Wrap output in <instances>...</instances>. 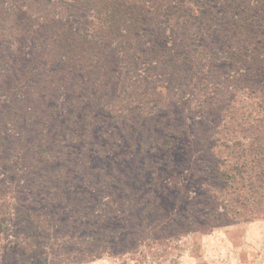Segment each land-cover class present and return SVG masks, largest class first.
Segmentation results:
<instances>
[{
  "label": "trees",
  "instance_id": "1",
  "mask_svg": "<svg viewBox=\"0 0 264 264\" xmlns=\"http://www.w3.org/2000/svg\"><path fill=\"white\" fill-rule=\"evenodd\" d=\"M221 1L0 0V264H87L157 215L184 233L234 219L227 194L258 172L154 127L196 63L264 50V0Z\"/></svg>",
  "mask_w": 264,
  "mask_h": 264
},
{
  "label": "rangeland",
  "instance_id": "2",
  "mask_svg": "<svg viewBox=\"0 0 264 264\" xmlns=\"http://www.w3.org/2000/svg\"><path fill=\"white\" fill-rule=\"evenodd\" d=\"M214 2L218 6L223 3ZM205 49L212 52L214 48L206 44ZM254 51L241 53L234 46L232 51L220 53L224 63L216 61L209 66V74L204 62L196 63L192 73L200 80L189 82L191 74L182 84L177 78L171 82L168 102L174 107L164 106L160 112L164 121L159 117L154 123L156 128L164 126L157 131L177 126L183 134L189 130L205 138L214 148V162L232 174L241 172L247 180L258 172V178L247 183L237 179L235 192L240 190L241 195L227 194L232 203L229 215L234 219L222 223L226 219L220 218L216 225L197 224L184 233L178 223L174 232L165 229L160 225L163 218L157 215L150 226L139 221L141 228L132 225L126 233L135 230L129 240L125 232L119 233L109 255L87 264H264V50ZM227 53L235 54L234 59L225 56ZM252 59L256 65H247ZM209 89L211 102L201 98Z\"/></svg>",
  "mask_w": 264,
  "mask_h": 264
}]
</instances>
